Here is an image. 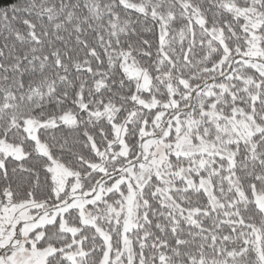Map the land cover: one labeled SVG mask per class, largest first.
I'll use <instances>...</instances> for the list:
<instances>
[{
	"label": "snow or ice",
	"instance_id": "6c2138e0",
	"mask_svg": "<svg viewBox=\"0 0 264 264\" xmlns=\"http://www.w3.org/2000/svg\"><path fill=\"white\" fill-rule=\"evenodd\" d=\"M0 264H264V0H0Z\"/></svg>",
	"mask_w": 264,
	"mask_h": 264
}]
</instances>
